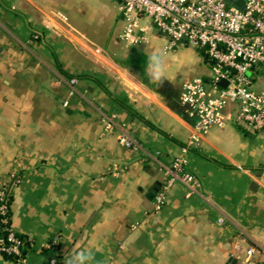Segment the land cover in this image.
<instances>
[{"label": "crops", "instance_id": "obj_1", "mask_svg": "<svg viewBox=\"0 0 264 264\" xmlns=\"http://www.w3.org/2000/svg\"><path fill=\"white\" fill-rule=\"evenodd\" d=\"M142 25L129 45L118 0H0V190L10 187L12 227L33 241L24 261L0 253V264H66L81 250L96 264H250V247L264 264V128L212 127L188 156L199 187L177 181L155 211L160 163L181 153L195 121L183 84L207 78L211 62L186 41L168 49L165 34ZM156 46L169 51L159 87L145 75ZM104 114L142 148L108 133Z\"/></svg>", "mask_w": 264, "mask_h": 264}, {"label": "built area", "instance_id": "obj_2", "mask_svg": "<svg viewBox=\"0 0 264 264\" xmlns=\"http://www.w3.org/2000/svg\"><path fill=\"white\" fill-rule=\"evenodd\" d=\"M125 26L120 37L129 45L144 38L147 29L142 19L147 18L161 33L169 38L168 49L186 41L200 49L211 62V73L207 78L195 77L182 87L180 101L189 116L195 119L190 135L181 153L171 163H160L166 179L155 194L154 209L160 210L168 200L171 187L182 182L190 191L199 187L196 176L188 169L189 152L198 146L212 127H224L228 119L252 129L264 128V0H118ZM53 17L67 23L62 11ZM96 51H99L97 48ZM69 87V95L77 93V77L63 80ZM222 81L224 82L222 84ZM237 108L225 114L229 103ZM69 106V99L63 102ZM108 133L119 131L118 140L126 148L139 149L141 144L123 128L116 115L102 116ZM147 156L154 157L147 152ZM10 187L0 190V225L8 222L7 197ZM219 222L224 217L218 218ZM9 239L14 245L6 248L0 237V251L8 250L20 254L19 241L13 233ZM58 237L41 243L42 249H53ZM255 247L246 251V260L253 259ZM22 258L20 261H24ZM55 264L56 259L51 258Z\"/></svg>", "mask_w": 264, "mask_h": 264}, {"label": "clouds", "instance_id": "obj_3", "mask_svg": "<svg viewBox=\"0 0 264 264\" xmlns=\"http://www.w3.org/2000/svg\"><path fill=\"white\" fill-rule=\"evenodd\" d=\"M169 63V51L162 46L154 47V50L147 58L145 75L148 80L157 85L162 86L167 78V70ZM66 264H96V257L91 250H81L74 253L66 262Z\"/></svg>", "mask_w": 264, "mask_h": 264}, {"label": "trees", "instance_id": "obj_4", "mask_svg": "<svg viewBox=\"0 0 264 264\" xmlns=\"http://www.w3.org/2000/svg\"><path fill=\"white\" fill-rule=\"evenodd\" d=\"M32 37L30 39H35L38 40L40 35H31ZM7 203L9 205L6 216L8 217V222L6 224H1L0 225V237L3 238L4 240V246L6 248H9L10 246L14 245L15 242H12L9 239V234L12 232L14 238L19 241V246H20V254H16L14 252L8 251V250H2L0 253L2 255L10 260L14 261H20L22 258L25 257L26 253L31 249V244H32V239L29 238L26 235L20 234L17 231L14 230L12 227V220H11V201H12V196L11 193L9 196L6 198Z\"/></svg>", "mask_w": 264, "mask_h": 264}, {"label": "water", "instance_id": "obj_5", "mask_svg": "<svg viewBox=\"0 0 264 264\" xmlns=\"http://www.w3.org/2000/svg\"><path fill=\"white\" fill-rule=\"evenodd\" d=\"M228 1H232V2H237V3H242V1L241 0H228ZM224 82L222 81V84H223Z\"/></svg>", "mask_w": 264, "mask_h": 264}, {"label": "rangeland", "instance_id": "obj_6", "mask_svg": "<svg viewBox=\"0 0 264 264\" xmlns=\"http://www.w3.org/2000/svg\"><path fill=\"white\" fill-rule=\"evenodd\" d=\"M189 45H191V46H192V44H189ZM193 46H194V45H193ZM195 47H196V46H195ZM33 52H34V56H37V55H36V53H35V51H33Z\"/></svg>", "mask_w": 264, "mask_h": 264}]
</instances>
